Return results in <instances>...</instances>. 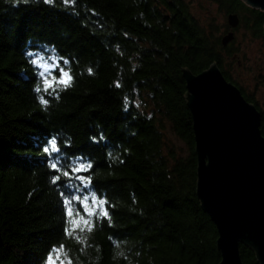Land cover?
Masks as SVG:
<instances>
[{
  "label": "trees",
  "instance_id": "1",
  "mask_svg": "<svg viewBox=\"0 0 264 264\" xmlns=\"http://www.w3.org/2000/svg\"><path fill=\"white\" fill-rule=\"evenodd\" d=\"M199 1L239 16L227 47L229 25L201 22L194 0H0V264H42L60 244L73 264L221 262L217 228L197 197L184 71L218 66L260 112L264 137V113L226 62L239 58L237 33L264 41V12L243 0ZM39 58L71 70L72 86L58 99L43 92L31 63ZM53 137L59 167L71 169L81 158L92 164L79 173L92 178L79 194L107 200L111 223L97 220L80 240L63 235L60 192L79 182L47 166L42 144ZM54 175L61 177L55 184ZM240 255L243 264H260L243 244Z\"/></svg>",
  "mask_w": 264,
  "mask_h": 264
},
{
  "label": "water",
  "instance_id": "2",
  "mask_svg": "<svg viewBox=\"0 0 264 264\" xmlns=\"http://www.w3.org/2000/svg\"><path fill=\"white\" fill-rule=\"evenodd\" d=\"M243 1L264 12V0ZM227 23L231 31L222 38L223 47L235 40L240 18L228 14ZM184 78L198 161L197 197L218 231L219 264H243L241 244L264 264L261 114L216 65L199 75L184 71ZM2 243L0 231V250Z\"/></svg>",
  "mask_w": 264,
  "mask_h": 264
},
{
  "label": "snow or ice",
  "instance_id": "3",
  "mask_svg": "<svg viewBox=\"0 0 264 264\" xmlns=\"http://www.w3.org/2000/svg\"><path fill=\"white\" fill-rule=\"evenodd\" d=\"M13 3L19 4L21 0H12ZM24 3H28L29 0H23ZM51 0H43V3H50ZM70 0H64L67 5ZM28 56H32L31 52L27 53ZM31 63L37 68V75L43 83V92L45 94H52L55 98H59V93L62 90L72 86V73L70 69H66L58 62L49 63L45 58L34 59ZM67 63V62H65ZM91 71V69H89ZM119 86V85H118ZM42 89L39 84L35 87L36 93H41ZM39 102L43 106L49 104V100L45 99L44 95L38 97ZM42 152L45 154L47 166L59 173L63 170V175L72 180L73 178L79 183L73 186L71 183H66L64 187L68 189L66 194L64 191L60 192L62 199L63 212H64V226L63 235L65 237H71L75 233V239L80 240L79 233H90L95 228L97 220L107 218L111 223V216L105 204L107 200L102 197V194L98 195L97 192H86L83 196L79 193L82 190L88 189L91 185V176L81 175L79 173L88 172L92 168V164L85 161L83 158L79 160L75 167L71 169H62L58 165L60 164V156H57L55 162L52 160L53 153H60L61 149L58 146L57 139L55 137L50 140H46L42 144ZM61 179L60 175H54L52 183L55 184ZM69 225L71 227H69ZM42 264H73L72 258L68 255V252L64 244L59 246H52L47 252L46 257L43 259Z\"/></svg>",
  "mask_w": 264,
  "mask_h": 264
},
{
  "label": "rangeland",
  "instance_id": "4",
  "mask_svg": "<svg viewBox=\"0 0 264 264\" xmlns=\"http://www.w3.org/2000/svg\"><path fill=\"white\" fill-rule=\"evenodd\" d=\"M192 7L193 13L203 23H207L214 18L219 25H223L224 22L228 24L227 16L221 14L215 4L207 1L200 3L199 0H194ZM243 32L237 33L238 44L236 46L239 48V58L234 63L228 59H226V62L231 69L233 80L253 95L259 108L264 113V41L251 39ZM245 36L246 38H244ZM238 59L241 65L238 64ZM235 86L237 87V85ZM168 138L178 149L185 151L184 143L169 130Z\"/></svg>",
  "mask_w": 264,
  "mask_h": 264
}]
</instances>
